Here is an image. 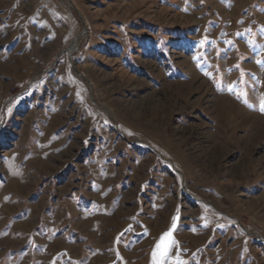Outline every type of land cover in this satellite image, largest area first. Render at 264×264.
<instances>
[{
  "label": "rangeland",
  "instance_id": "rangeland-1",
  "mask_svg": "<svg viewBox=\"0 0 264 264\" xmlns=\"http://www.w3.org/2000/svg\"><path fill=\"white\" fill-rule=\"evenodd\" d=\"M262 103L264 0H0V264H264Z\"/></svg>",
  "mask_w": 264,
  "mask_h": 264
},
{
  "label": "snow or ice",
  "instance_id": "snow-or-ice-1",
  "mask_svg": "<svg viewBox=\"0 0 264 264\" xmlns=\"http://www.w3.org/2000/svg\"><path fill=\"white\" fill-rule=\"evenodd\" d=\"M261 111H264V103H262ZM175 217L173 218V228H175ZM176 241L172 239V232L169 230L163 233L160 241L156 245V249L153 252V264H165L168 259L169 252ZM179 264H184V262H179Z\"/></svg>",
  "mask_w": 264,
  "mask_h": 264
},
{
  "label": "bare ground",
  "instance_id": "bare-ground-1",
  "mask_svg": "<svg viewBox=\"0 0 264 264\" xmlns=\"http://www.w3.org/2000/svg\"><path fill=\"white\" fill-rule=\"evenodd\" d=\"M74 47H75V39H74L73 43L70 45V48L68 50L71 51Z\"/></svg>",
  "mask_w": 264,
  "mask_h": 264
}]
</instances>
